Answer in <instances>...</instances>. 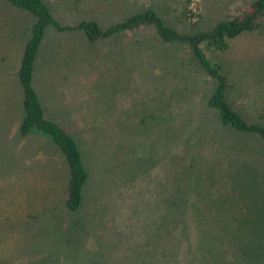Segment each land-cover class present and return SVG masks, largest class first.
I'll list each match as a JSON object with an SVG mask.
<instances>
[{
  "label": "rangeland",
  "instance_id": "obj_1",
  "mask_svg": "<svg viewBox=\"0 0 264 264\" xmlns=\"http://www.w3.org/2000/svg\"><path fill=\"white\" fill-rule=\"evenodd\" d=\"M44 1L61 26L91 18L106 28L152 7L173 30L192 34L241 15L255 0ZM6 2L0 0V264H141V174L131 172L141 159L140 122L172 109L177 121L168 127L162 116L158 133H188L194 125L207 130L216 118L206 105L213 92L210 80L189 47L161 43L151 29L95 43L82 32L48 29L32 86L45 118L77 139L90 174L82 207L70 211L68 169L57 147L38 132L28 138L19 134L24 111L18 71L33 18ZM201 48L226 77L233 109L264 126V22L257 31L228 40L224 51ZM175 69L181 74L175 76ZM180 91L184 94L177 98ZM166 119H172L170 113ZM249 148L240 161L264 175V157ZM192 155L193 164L204 156L183 146L173 163L161 162L151 174L163 185V174L172 171L173 216L181 225L175 234L180 238L171 245L154 231L161 249L167 244L171 253L160 249L169 259L153 264H264V185L248 205L233 198L236 184V191L222 184L227 177L213 162L221 184L215 190L206 183L197 188L191 183ZM207 165L194 171L202 173ZM210 191L208 199L201 196Z\"/></svg>",
  "mask_w": 264,
  "mask_h": 264
},
{
  "label": "trees",
  "instance_id": "obj_2",
  "mask_svg": "<svg viewBox=\"0 0 264 264\" xmlns=\"http://www.w3.org/2000/svg\"><path fill=\"white\" fill-rule=\"evenodd\" d=\"M4 1L28 13L33 18L30 37L25 44L18 71L19 83L23 93L22 107L24 111L19 134L28 138L36 134L33 132H38L37 134L49 137L53 145L57 147L55 151L66 163L69 174L65 194V205L68 210L77 211L82 207L84 190L89 183L90 174L86 169L84 154L77 139L57 122L45 118L39 98L32 86L35 60L41 51V45L48 29L59 32H82L91 43L108 40L141 28L151 29L161 43H177L189 47L194 61L204 71L212 84L213 92L206 105L216 118L213 120L214 122L211 121L212 124L207 130L203 125H194L188 133H158L156 130L162 116L165 117V119L161 118L162 120H167L168 127L177 121L173 119L172 109L166 111L160 118L153 117L148 119V122L146 120L140 122L144 127L143 131L140 132L141 159L134 161L131 172H134V176L141 174V243L143 245L141 247V264L166 263L169 259L167 256L159 254L161 243L157 242L158 236L155 238L154 231L159 230L162 234L161 237H165L170 245L175 238H180L175 236L181 225H177L179 222L173 216L176 198L170 177L172 171L163 174L167 181L163 185L156 176H151V174L161 162L173 163L175 153L183 146L191 147L192 150L198 149L204 155L200 159H195L194 164L193 155L191 159L190 170L193 172L191 183L197 188L202 187L199 183H206V188L215 190L221 184L217 182V176L213 173L215 172L212 168L214 162L218 167H221V176L227 177L222 184L229 183L231 186L233 183L236 184L238 191L233 198L239 196L237 198L245 199L247 204L251 205L257 193L262 194L261 185H264V182H261L260 175L263 179L264 175L258 171L255 172L252 166L248 165L249 162H241L240 159L250 149V146L253 147L252 154L264 157V126L256 122H248L229 104L227 79L222 74L220 67L206 58L201 45H208L217 51H224L228 40L244 33L257 31L264 22V0L253 1L241 15L221 21L209 31L192 34L173 30L152 7L140 9L123 20L102 28L98 21L91 18L83 19L75 26H61L44 0ZM178 73L180 71L175 69L174 75L176 76ZM178 93L180 95L177 98L184 94L181 91ZM169 113L172 119H166ZM205 132L214 135L210 134L211 137L208 140ZM221 133L225 136L224 138H229L230 142L221 141V139L224 140ZM234 136L236 138H233ZM234 143H239L240 147L243 148L235 147ZM214 147L215 150H213ZM221 154H226L225 157H229V160L226 161ZM237 154L238 156H235ZM215 157L216 159L222 158L226 163L220 164V162L214 161ZM159 158L162 161H159ZM207 162L211 165L205 166L204 171L201 170L202 173L194 171L195 168L203 167ZM240 164L247 166H238ZM206 178L208 181H203ZM134 180V177L129 175V184H132ZM152 186H156V188L153 189ZM231 190L236 191L235 186ZM210 194L211 191L202 193L201 196L206 198ZM153 202H156V208L154 207L153 211L149 213L145 212L150 210L149 206ZM153 241L155 243H151ZM170 248L172 249L171 246ZM161 250L171 253L167 244Z\"/></svg>",
  "mask_w": 264,
  "mask_h": 264
},
{
  "label": "crops",
  "instance_id": "obj_3",
  "mask_svg": "<svg viewBox=\"0 0 264 264\" xmlns=\"http://www.w3.org/2000/svg\"><path fill=\"white\" fill-rule=\"evenodd\" d=\"M7 3V2H6ZM9 4V3H8ZM10 5V4H9Z\"/></svg>",
  "mask_w": 264,
  "mask_h": 264
}]
</instances>
